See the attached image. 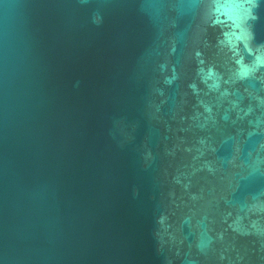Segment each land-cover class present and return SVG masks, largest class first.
<instances>
[{"label":"water","instance_id":"water-1","mask_svg":"<svg viewBox=\"0 0 264 264\" xmlns=\"http://www.w3.org/2000/svg\"><path fill=\"white\" fill-rule=\"evenodd\" d=\"M0 264H264V0H0Z\"/></svg>","mask_w":264,"mask_h":264}]
</instances>
